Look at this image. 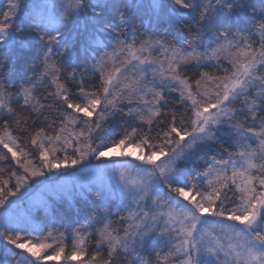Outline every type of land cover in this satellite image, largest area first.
Returning <instances> with one entry per match:
<instances>
[{
    "label": "snow or ice",
    "instance_id": "1",
    "mask_svg": "<svg viewBox=\"0 0 264 264\" xmlns=\"http://www.w3.org/2000/svg\"><path fill=\"white\" fill-rule=\"evenodd\" d=\"M0 162V264H264V0H4Z\"/></svg>",
    "mask_w": 264,
    "mask_h": 264
},
{
    "label": "trees",
    "instance_id": "2",
    "mask_svg": "<svg viewBox=\"0 0 264 264\" xmlns=\"http://www.w3.org/2000/svg\"><path fill=\"white\" fill-rule=\"evenodd\" d=\"M3 2H4V0H0V3H3ZM0 167L7 168L8 165L6 163H4V162H0ZM91 198L92 199H95L96 198L94 193L92 194ZM78 201H79V197H77V200H75V201L66 202V206H71V204H77V206H78ZM43 215H44L43 212H41L40 213V217L42 218ZM113 219H115V217H113ZM37 222H39V221H37ZM57 226L59 227V225H57ZM61 230H63V229H61ZM66 243L70 245L71 244V240H68ZM94 243H95V241L93 240L92 243L90 244V249L92 247H94ZM143 255L147 259V257H148L149 254L148 253H144ZM153 258H154V254H153ZM45 264H54V262H47L46 261Z\"/></svg>",
    "mask_w": 264,
    "mask_h": 264
},
{
    "label": "rangeland",
    "instance_id": "3",
    "mask_svg": "<svg viewBox=\"0 0 264 264\" xmlns=\"http://www.w3.org/2000/svg\"><path fill=\"white\" fill-rule=\"evenodd\" d=\"M45 262H46V261H45ZM45 262H44V264H45ZM47 262H54V264H63L62 261H47Z\"/></svg>",
    "mask_w": 264,
    "mask_h": 264
}]
</instances>
